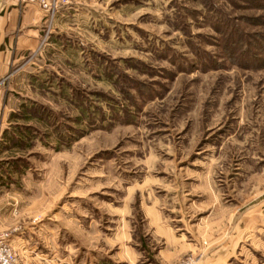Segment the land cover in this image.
I'll use <instances>...</instances> for the list:
<instances>
[{
	"label": "rangeland",
	"instance_id": "obj_1",
	"mask_svg": "<svg viewBox=\"0 0 264 264\" xmlns=\"http://www.w3.org/2000/svg\"><path fill=\"white\" fill-rule=\"evenodd\" d=\"M54 6L0 157L20 263L264 264V0Z\"/></svg>",
	"mask_w": 264,
	"mask_h": 264
},
{
	"label": "crops",
	"instance_id": "obj_2",
	"mask_svg": "<svg viewBox=\"0 0 264 264\" xmlns=\"http://www.w3.org/2000/svg\"><path fill=\"white\" fill-rule=\"evenodd\" d=\"M49 20V14L37 5L0 0V141L13 112L8 110L10 94L18 91L14 80L26 70L29 55L40 49Z\"/></svg>",
	"mask_w": 264,
	"mask_h": 264
},
{
	"label": "trees",
	"instance_id": "obj_3",
	"mask_svg": "<svg viewBox=\"0 0 264 264\" xmlns=\"http://www.w3.org/2000/svg\"><path fill=\"white\" fill-rule=\"evenodd\" d=\"M36 114L30 110L29 107L26 106H22V109L20 110V114H15L12 113L9 117V122L12 124L14 121L17 120H23L26 123L27 122H31L33 121V119L36 117ZM12 127L13 132H10L11 128H8L7 130H5V132L2 135L1 141H0V157L7 153V152H11L14 149H30L31 148V144L33 141V137H32V133H33V129L23 126V125H18L16 123L15 126L10 125ZM8 166H11L12 168H16L14 167L13 163L10 162L8 163ZM2 165L4 164H0V169H5V167H2ZM0 184H1V178H0Z\"/></svg>",
	"mask_w": 264,
	"mask_h": 264
},
{
	"label": "built area",
	"instance_id": "obj_4",
	"mask_svg": "<svg viewBox=\"0 0 264 264\" xmlns=\"http://www.w3.org/2000/svg\"><path fill=\"white\" fill-rule=\"evenodd\" d=\"M21 4H33L46 11L49 16L54 17V0H19ZM9 234L0 231V264H21L18 255L9 242ZM184 264H193L190 262Z\"/></svg>",
	"mask_w": 264,
	"mask_h": 264
}]
</instances>
